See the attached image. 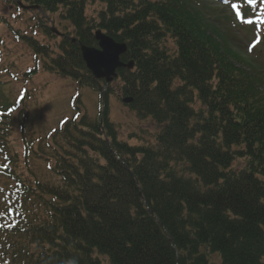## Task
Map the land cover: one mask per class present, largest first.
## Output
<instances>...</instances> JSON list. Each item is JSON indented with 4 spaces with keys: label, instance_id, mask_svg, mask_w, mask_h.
<instances>
[{
    "label": "trees",
    "instance_id": "obj_1",
    "mask_svg": "<svg viewBox=\"0 0 264 264\" xmlns=\"http://www.w3.org/2000/svg\"><path fill=\"white\" fill-rule=\"evenodd\" d=\"M23 1L74 28L77 42L65 38L48 70L103 100L94 124L61 134L83 155H56L49 170L61 183H43L29 176V156L12 153L24 124L0 89V264H264V66L234 48L223 24L262 27L264 0H101L96 22L88 0ZM231 3L239 23L220 16ZM99 30L128 47L122 97L158 124L153 147L120 142L110 124V93L79 45L96 46ZM75 131L82 139L70 145Z\"/></svg>",
    "mask_w": 264,
    "mask_h": 264
},
{
    "label": "rangeland",
    "instance_id": "obj_2",
    "mask_svg": "<svg viewBox=\"0 0 264 264\" xmlns=\"http://www.w3.org/2000/svg\"><path fill=\"white\" fill-rule=\"evenodd\" d=\"M22 0H0V78L9 82L4 93L14 100L23 87L28 88L29 96L22 104V122L21 128L17 123L13 131L12 153L15 157H20L24 161V154L29 156L30 161L26 169L29 176L38 179L43 183L60 184L61 179L55 176L49 170L54 166V159L60 155H67L66 151L73 157L82 156L83 153L69 148L68 143L62 137V133L74 121L66 123L62 129L54 130L64 120L78 116L74 108L81 112L79 123L83 120L87 125L94 124L100 115L102 109V100L99 93L89 87L80 86L70 78H63L58 74L49 71L51 59L60 55V46L63 38L51 36L47 29L55 27L65 36L74 35V29L69 22L61 18V12L56 14L42 13L38 11H25L18 9V3ZM214 7V6H213ZM105 9L101 0H88L86 6V16L89 21H98L99 14ZM212 12L222 16H233L231 11ZM227 28L233 46L241 53H250V43L254 41L256 33L241 27L224 23ZM16 36H24L18 39ZM34 39L43 47L48 49L47 54H38L28 44L26 39ZM98 49V45L94 46ZM168 49L171 53L176 51L172 41L168 42ZM251 56L256 63L264 66V43L252 49ZM40 61L41 69L35 67ZM33 69L36 70L32 79L26 75ZM103 87L108 95L109 121L112 125L118 140L127 143L132 147H153L156 137L160 133L158 124L152 118L139 117L123 103L121 92L122 82L117 79L109 86L103 82ZM111 88V89H109ZM76 100V103H75ZM75 104V106H74ZM195 109H200V103L195 104ZM17 115V116H18ZM76 122V121H75ZM74 124V123H73ZM55 131V132H54ZM51 137H47L49 133ZM83 134L77 131L72 133L69 144L81 140ZM73 147H76L73 145ZM24 152L23 150H27ZM34 149V150H33ZM19 158V160H20ZM28 158V159H29ZM23 163V165H25ZM104 164V162H102ZM245 161H238L234 167L243 168ZM4 209L3 211H5ZM104 264H109L108 259L100 257ZM212 259L219 262L217 256Z\"/></svg>",
    "mask_w": 264,
    "mask_h": 264
},
{
    "label": "water",
    "instance_id": "obj_3",
    "mask_svg": "<svg viewBox=\"0 0 264 264\" xmlns=\"http://www.w3.org/2000/svg\"><path fill=\"white\" fill-rule=\"evenodd\" d=\"M96 40L99 42V49L82 47L83 59L95 79H105L107 83H111L117 78L119 69L133 68V63L125 64L121 60L128 50L126 44L117 43L101 31L96 33ZM124 102L131 103L132 100L126 99Z\"/></svg>",
    "mask_w": 264,
    "mask_h": 264
}]
</instances>
